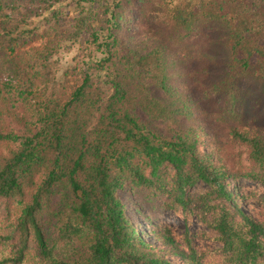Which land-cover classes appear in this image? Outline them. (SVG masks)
Returning a JSON list of instances; mask_svg holds the SVG:
<instances>
[{
	"label": "trees",
	"instance_id": "obj_1",
	"mask_svg": "<svg viewBox=\"0 0 264 264\" xmlns=\"http://www.w3.org/2000/svg\"><path fill=\"white\" fill-rule=\"evenodd\" d=\"M260 98L264 0H0V264H264Z\"/></svg>",
	"mask_w": 264,
	"mask_h": 264
},
{
	"label": "rangeland",
	"instance_id": "obj_2",
	"mask_svg": "<svg viewBox=\"0 0 264 264\" xmlns=\"http://www.w3.org/2000/svg\"><path fill=\"white\" fill-rule=\"evenodd\" d=\"M250 83L254 85H261V82L257 81L255 77L250 79ZM254 89L257 91L261 88L254 87ZM261 101H262L261 106H257L255 101L249 102L247 103V105L249 106V110L251 111V113H254L257 116L258 125L262 129H264V99H261ZM249 187H254V185L244 182V188H249ZM123 195L127 203L128 211L140 221L141 225H146V221L140 218L134 207V205L140 204L141 197L128 192L123 193ZM142 207H143V211L147 215H151L153 217L154 222H165L167 224L173 225L177 235L179 236H181L182 233H184L186 224L182 216L176 215L172 212H167L158 208H154L156 207L154 206V204H147V205L145 204V206ZM189 229L192 231L194 235L202 231V227L199 225L197 221H192L190 223ZM195 241L199 249L201 250H212L215 247V245L211 241H207L205 238H201L199 236H196ZM209 257L211 259H215V260L217 259L216 256L214 255H210Z\"/></svg>",
	"mask_w": 264,
	"mask_h": 264
}]
</instances>
